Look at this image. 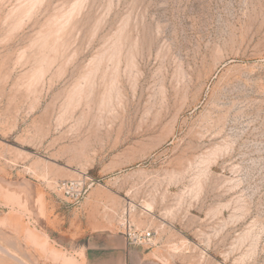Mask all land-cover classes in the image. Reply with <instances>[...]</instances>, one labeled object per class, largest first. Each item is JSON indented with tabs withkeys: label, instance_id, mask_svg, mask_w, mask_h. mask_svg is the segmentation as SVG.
Segmentation results:
<instances>
[{
	"label": "rangeland",
	"instance_id": "rangeland-1",
	"mask_svg": "<svg viewBox=\"0 0 264 264\" xmlns=\"http://www.w3.org/2000/svg\"><path fill=\"white\" fill-rule=\"evenodd\" d=\"M82 214L264 264V0H0V264Z\"/></svg>",
	"mask_w": 264,
	"mask_h": 264
},
{
	"label": "crops",
	"instance_id": "crops-1",
	"mask_svg": "<svg viewBox=\"0 0 264 264\" xmlns=\"http://www.w3.org/2000/svg\"><path fill=\"white\" fill-rule=\"evenodd\" d=\"M57 227L61 235L58 245L66 244L69 252L80 254L84 264H164L166 257L159 247L129 246L125 230L118 222H111L106 216H67L61 218Z\"/></svg>",
	"mask_w": 264,
	"mask_h": 264
},
{
	"label": "built area",
	"instance_id": "built-area-1",
	"mask_svg": "<svg viewBox=\"0 0 264 264\" xmlns=\"http://www.w3.org/2000/svg\"><path fill=\"white\" fill-rule=\"evenodd\" d=\"M125 235L130 245L151 247L156 244V232L152 229L138 230L130 227L126 230Z\"/></svg>",
	"mask_w": 264,
	"mask_h": 264
}]
</instances>
